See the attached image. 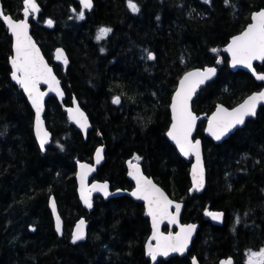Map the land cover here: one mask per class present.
Returning a JSON list of instances; mask_svg holds the SVG:
<instances>
[{
    "label": "trees",
    "instance_id": "16d2710c",
    "mask_svg": "<svg viewBox=\"0 0 264 264\" xmlns=\"http://www.w3.org/2000/svg\"><path fill=\"white\" fill-rule=\"evenodd\" d=\"M2 1L6 13L23 17V0ZM38 1L42 12L32 20V32L62 79L64 103L72 104L76 96L93 128L85 140L51 96L45 117L53 139L46 152L41 150L34 111L11 77L12 36L0 18V264H151L145 252L151 226L143 202L97 195L87 210L79 200L77 162L91 161L99 144L106 146V160L97 179H108L112 189H131L126 160L139 157L147 174L186 202L182 220L201 224L187 255L155 264H191L193 255L202 264L229 256L246 264L250 251L264 247V106L222 143L206 137V120L200 122L208 169V185L200 194L190 195V162L166 130L171 96L190 68L223 57L216 79L194 99L198 114H210L218 102L233 106L264 86L244 70L232 71L228 55L219 50L264 0H132L138 12L131 11L129 0H94L91 10L78 0ZM101 28L111 32L97 40ZM58 45L69 54L66 71L53 60ZM149 52L154 59H147ZM256 68L264 72V61ZM117 96L119 104L113 103ZM52 194L65 223L62 236L49 208ZM209 209L224 211L222 225L205 218ZM82 216L88 234L74 241L72 228Z\"/></svg>",
    "mask_w": 264,
    "mask_h": 264
},
{
    "label": "snow or ice",
    "instance_id": "6c2138e0",
    "mask_svg": "<svg viewBox=\"0 0 264 264\" xmlns=\"http://www.w3.org/2000/svg\"><path fill=\"white\" fill-rule=\"evenodd\" d=\"M229 2L230 0H225L226 4ZM80 3L83 9H91L92 7V0H80ZM23 4L24 19L16 22L11 17L4 15L2 11H0V16H2L15 37V56L11 61L14 69L12 72V79L24 89L33 107L36 109V131L40 139L41 148H43L47 143L48 137V133L42 128V121L40 119V114L43 111V96L45 93L39 91L38 85L41 82L49 84L50 90L57 92V94L61 96L63 94L59 90V82L56 81L55 77L52 75V70L44 62L43 57L39 53V49L36 48L35 43L28 34V17L30 14L39 12L36 0H23ZM128 7L132 12L139 11L138 6L133 3L132 0H129ZM78 18H84L83 10L79 12ZM252 20L253 23L250 24L241 35L234 37L226 49V51L231 53L233 66L242 64L251 69L253 61H264V10L255 13L252 16ZM47 23L50 27L53 24L51 20H48ZM110 32L111 29L109 28L99 29L97 40L106 38ZM213 51L216 50L213 49ZM56 58H63L64 63H67V59L64 58L62 50H57ZM154 58L152 53L149 52L147 54V59L151 60ZM217 62L219 63V61ZM214 73V68H208L203 72L196 71L187 73L180 81V87L175 93L171 105L173 123L171 125V130L168 132V136L176 142L180 151L185 156H188L190 153L195 154L196 164L193 165L192 168V180L195 190H200L204 186V169L200 156V142L197 140L193 143L190 139L197 117L190 110L189 101L198 85L202 84L204 80L208 79ZM256 78L264 81V75H257ZM119 102V97L114 98L113 103L118 104ZM260 102H264V91L251 95L243 104L232 111H228L223 107L218 108L217 112L209 119V133L213 135L216 140H220L232 128L243 124L245 117L254 116L257 105ZM68 112L70 119L81 128H87V118L84 116V113L80 111L79 107L69 109ZM101 153L102 149H98L96 152L97 164L102 158ZM135 159L139 160V157ZM129 167L131 169L129 175L136 180V190L132 195L147 202L148 215L152 218L153 234L151 240L147 244V254L155 262L157 256L160 255L168 256L170 252L183 253L187 248L188 241L195 229V225L181 227L180 232L176 235H172L171 233L163 235L159 231L160 224L164 220H168L169 223L172 224L177 223L181 205H175L176 214L173 215L169 211L173 202L169 200L151 180L142 176L138 164L129 162ZM80 168L81 198L90 208L92 206L91 193L99 191L107 196L109 195L107 191L108 185L106 183L93 184L88 188L85 185L86 176L89 172L94 171V169L85 164H81ZM52 207L55 209L54 201ZM206 215L211 216L214 220H219L222 214L206 212ZM237 222H239V220H237ZM84 223L85 222L81 220L76 226V232L73 237L74 241L84 238ZM57 230H60L58 216ZM151 241L156 242L155 246H153ZM193 264H196L195 259L193 260ZM221 264H231V260L221 262ZM248 264H264V249L258 252L250 251L248 255Z\"/></svg>",
    "mask_w": 264,
    "mask_h": 264
},
{
    "label": "water",
    "instance_id": "95a60500",
    "mask_svg": "<svg viewBox=\"0 0 264 264\" xmlns=\"http://www.w3.org/2000/svg\"><path fill=\"white\" fill-rule=\"evenodd\" d=\"M80 2V0H78ZM36 3L39 7V12L37 13H33V14H30V16L28 17V24H29V29H28V34L29 36L31 37L32 41L35 43L36 45V48L39 49V53L40 55L43 57L44 59V62L47 64V66L52 70V75L55 77L56 81L59 82V90L60 92H62V96L61 95H58L57 92L55 91H52L50 90V87H49V84H46V83H43L41 82L39 85H38V88H39V91L45 93V95L43 96V111L41 112L40 114V119L42 121V128L45 132L48 133V137H47V143L44 145L43 148H41V145H40V139L39 137L37 136V131H36V124H37V121H36V109L33 107L32 103H31V100L29 99L28 97V94L24 91V89L14 80L12 79L16 84H18L20 86V88L22 89V91L24 92L25 96L27 97L28 99V102L29 104L31 105L33 111H34V122H33V130H34V135H35V138L37 140V143L38 145L40 146L41 150L43 152H46V147L48 144H50L52 142V139H53V133L52 131L49 129L48 127V123H47V120H46V117H45V114H46V111H47V101L48 99L53 96L55 97L59 103L63 106V108L66 110L67 112V115H68V118L70 120V122L75 125L79 131H81V133L83 134L85 140L88 138V133L90 131V129L93 128V124H92V121L90 119V116L88 114V112L83 108V106L81 105L80 101L78 100V98L76 96L73 97L72 99V104L70 105H66L64 103V100L66 99L67 97V94H66V90L64 88V85L62 83V79L61 77L59 76L58 72L56 71L54 65L50 62V60L48 59V57L46 56V54L44 53L42 47L40 46L39 42L37 41V39L35 38L33 32H32V21L31 20H34V21H37L39 19V16L42 12V6L40 5L39 1L36 0ZM95 7V2L94 0H92V7L91 9H93ZM23 8H24V4H23ZM261 10H264V7H262L261 9H258V10H255L253 11L252 15H251V20L250 22L245 26V28L243 30H241L240 32L234 34L233 36H231L230 40L228 41V43L226 45H224L222 47V51L225 52L228 57H229V66H230V69L232 71H238L239 69L241 70H244L248 73H250L254 79L261 83V82H264L262 80H258L256 77L257 75H264V72L262 71H258L257 68H256V63H261L262 61L261 60H256V61H253L252 62V68L249 69L247 68L246 66L242 65V64H238L236 66H233L232 64V57H231V53H229L228 51H226L228 45L231 43L232 39L238 35H241L246 29L247 27L253 23V20H252V16L261 11ZM0 11L3 12L4 15H7L9 17H11L14 21L18 22L19 20L21 19H24V16L22 18H19V19H16L14 18L11 14L9 13H6L5 12V9H4V5H3V1L0 0ZM22 14H23V10H22ZM0 18L2 19V21L5 23L6 27L8 28L7 26V23L3 20L2 16H0ZM8 31H9V34L12 36V56L10 57V60H9V63H10V66H11V69H12V72H13V67H12V59L14 58L15 56V37L13 36L11 30L8 28ZM62 50L63 52V56L64 58L67 59V63L65 64L64 63V59H57V50ZM53 60L55 62H58V63H61L63 65V68H64V71H66L70 65V58H69V54L67 52V49L62 46V45H58L56 46L54 52H53ZM222 60H223V57L220 56L217 61H219V63L216 61V64L214 65H206L204 67H193V68H190L188 70H186L182 75L181 77L179 78L178 80V83H177V86L175 88V90L173 91V94L171 96V100H170V104H169V109H170V115H171V120H170V123H169V126L166 130V137L169 139V141L176 147L178 153L181 155L182 158H184L187 162H190V172H189V176H190V180H191V186H190V189H189V193L190 195H192L194 192H197L198 194L202 193L205 188L207 187L208 185V169H207V164H206V158H205V151H204V141H203V138L198 135V129H199V125H200V122L201 121H204L206 120L205 122V125H204V135L206 137H209L210 139H212L215 143H222L223 141H225L226 139H228L231 135H233L238 129L240 128H243L245 127V125L247 124V122L250 120V119H254L257 117L258 115V112L260 110V108L262 106H264V102H260L258 103L257 105V108H256V112H255V115L254 116H247L245 117V121L243 124L241 125H237L236 127L232 128L227 134H225L220 140H216L214 138L213 135H211L208 131V122H209V119L213 116V114H215L217 112V109L220 108V107H223L225 109H227L228 111H232L233 109L239 107L241 104L244 103V101L246 99H248V97H250L251 95L253 94H256V93H259V92H262L264 91V86L261 88V89H258V90H255L253 92H251L250 94H248L243 100H241L240 102H238L237 104L233 105V106H229L227 104H224L222 102H218L215 106V108L213 109V111L210 113V114H207V113H201V114H198L194 108H193V102H194V99L196 98V95L197 93L200 91V89L207 85L208 83H210L211 81H213L214 79H216L217 75H218V71H219V66L222 64ZM208 68H214L215 69V73L213 75H211L208 79L204 80V82L202 84H199L198 87L196 88L195 92L192 94L191 96V99L189 101V107H190V110L192 111V113L197 117V120H196V123H195V127L192 131V134H191V137L190 139L192 140L193 143H195L197 140L200 142V156H201V161H202V165H203V169H204V186L202 189L200 190H195L194 186H193V180H192V168H193V165L196 164V156L194 153H190L188 156H185L181 151H180V148L179 146L176 144V142L174 140L171 139V137L168 136V132L171 130V125L173 123V114H172V109H171V105H172V102H173V98L175 96V93L177 92V90L179 89L180 87V81L184 78V76L189 73V72H196V71H201L203 72L204 70L208 69ZM11 77H12V73H11ZM119 97V96H117ZM116 98V97H115ZM119 100H121V98L119 97ZM76 107H79L80 111L84 113V116L87 118V128L84 129V128H81L77 123H75L72 119H70L69 117V112L68 110L69 109H75ZM98 149H102V153H101V160L100 162L97 164L96 163V152ZM105 150H106V146L104 144H99L97 145V147L95 148L94 152H93V158H92V161H88V160H80L77 162V169H76V180H77V193H78V197H79V200L81 202V204L83 205L84 208H86L87 210H91L93 208V198L96 196V195H100L101 197H103L104 199L108 200L110 198H115V197H120V196H123V195H128L130 196L132 199H134L135 201H138V202H143L144 203V206H145V210H146V213L148 215V205H147V202L143 199H138L136 196H133L132 193L136 190V180L133 179L132 176L129 175V172L131 171L130 167H129V162H132L133 164H138L139 165V168H140V173L142 174V176L148 180H151L153 182V184L159 188L164 194L165 196L171 200L173 203H172V207H170L169 211L175 215L176 214V209H175V205L176 204H180L181 207H180V211H179V216H178V221L177 223L175 224H172V223H169L168 220H164L161 224H160V227H159V231L163 234V235H168L169 233H171L172 235H176L177 233L180 232V229L181 227H184V226H188V225H195V229L188 241V245H187V248L183 251V253H180V252H170L168 256H157V259L156 261L154 262L151 257L147 254V244L148 242L151 240V237H152V234H153V227H152V218L148 215L149 217V221H150V226H151V232H150V235L148 236L146 242H145V252H146V255L148 257H150V260H151V264H155L158 262L159 259L163 258V259H170L171 257L173 256H185L187 255L191 248H192V245H193V242L194 240L196 239L197 237V234L199 232V229H200V222H194V221H190V222H184L182 220V215H183V212H184V208H185V201L184 200H178V199H175L173 198L169 193L168 191L159 183L156 181V179L152 176H150L149 174H147L143 168V165L142 163H140L139 161H136V160H132V159H127L126 160V168H127V177L133 181L134 183V186L131 188V189H122V188H116V189H112V184L111 182L108 180V179H105V180H101V179H93V176L96 172V170L98 169V167H100L106 160V154H105ZM81 164H85V165H88L89 167L93 168L94 171H91L87 174L86 176V180H85V185L90 188L93 184H107L108 185V188H107V191L109 193V195L105 196L103 194V192H99V191H95V192H92L91 193V204L92 206L89 208L85 203L84 201L82 200L81 198V182H80V173H81V168H80V165ZM53 201L55 202V209H53L52 207V204H53ZM49 208L52 212V215H53V219H54V226H55V230L57 232V234L59 236H62L64 234V219L59 211V206H58V203H57V199L55 197L54 194H52L49 198ZM209 212H213V213H220L222 214L221 215V218L219 220H214L212 219L211 216H208V215H205V218L206 219H210V221L215 224V225H222L224 220H225V213L223 210H210ZM57 216L59 217V222H60V230L58 231L57 230ZM83 220L85 223H84V238L87 236L88 234V227H89V222L87 220L86 217L82 216L80 217L79 219L76 220L73 228H72V234L74 235L75 232H76V226L79 224V222ZM165 225L168 226V229H164ZM83 238V239H84ZM82 240V239H81ZM153 246H155V241H151ZM195 259L196 261V264H202L200 259L198 258L197 255H193L191 257V264H193V260ZM228 260H231V264H234V257L232 256H229V257H223L219 260V263L218 264H221V262H226Z\"/></svg>",
    "mask_w": 264,
    "mask_h": 264
},
{
    "label": "rangeland",
    "instance_id": "374dc122",
    "mask_svg": "<svg viewBox=\"0 0 264 264\" xmlns=\"http://www.w3.org/2000/svg\"><path fill=\"white\" fill-rule=\"evenodd\" d=\"M261 249H264V247H262ZM261 249H259V250H254V251H252V252H258V251H260ZM248 255H249V253L247 254V256L245 257L246 259H245V263L246 264H248Z\"/></svg>",
    "mask_w": 264,
    "mask_h": 264
},
{
    "label": "flooded vegetation",
    "instance_id": "af4514ba",
    "mask_svg": "<svg viewBox=\"0 0 264 264\" xmlns=\"http://www.w3.org/2000/svg\"><path fill=\"white\" fill-rule=\"evenodd\" d=\"M92 156H93V155H92ZM126 169H127V168H126ZM96 172H97V171H96ZM96 172H95V174H96ZM95 174H94V178H96V177H95ZM133 185H134V183H133ZM132 187H133V186H132ZM191 257H192V256H191ZM190 260H191V259H190Z\"/></svg>",
    "mask_w": 264,
    "mask_h": 264
}]
</instances>
